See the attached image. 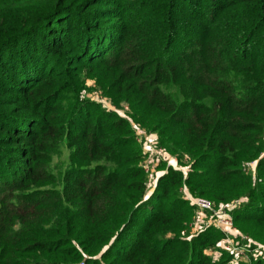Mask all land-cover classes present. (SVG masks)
<instances>
[{"label":"trees","instance_id":"16d2710c","mask_svg":"<svg viewBox=\"0 0 264 264\" xmlns=\"http://www.w3.org/2000/svg\"><path fill=\"white\" fill-rule=\"evenodd\" d=\"M133 123L189 173L149 192ZM185 184L264 242V0H0V264H225Z\"/></svg>","mask_w":264,"mask_h":264},{"label":"rangeland","instance_id":"374dc122","mask_svg":"<svg viewBox=\"0 0 264 264\" xmlns=\"http://www.w3.org/2000/svg\"><path fill=\"white\" fill-rule=\"evenodd\" d=\"M84 80H85V85H86V90L83 93L84 97L91 98L92 100L100 103L104 108L108 110L116 111L122 116L127 117L129 115V112L131 111V109L127 102H121L120 104L116 105L110 98H108L107 96L103 94L101 87L98 85L96 79L87 75L84 77ZM127 105L129 108H127ZM133 127L136 131L138 142L141 144L143 153L146 157V166L150 168V172L148 174L146 171V167H145V171L148 175L147 186H148L149 192H153L154 189L156 188L159 177L165 173L166 168L169 165V160L174 165L175 168H179L180 170L184 171L186 174L189 173L191 166H192V159L191 157H189V155L185 154L183 158H180L177 155L171 154L167 150H165L163 147L159 146L158 136L155 133L148 134L146 130L137 123H133ZM67 155H68V150L64 149L63 156L60 158L56 156L54 163H57L60 166V168H62L63 163H64L63 161H66ZM163 164H164V170L159 169L161 165L163 166ZM256 164L257 163L252 162L248 168V170L251 171L253 174H256ZM181 191L185 199H186L187 193L192 195L186 184L183 186ZM193 196L194 195H192V197ZM194 197L197 198V197H205V196H194ZM242 200H245V198ZM189 202L192 204L191 201ZM235 205L236 204H227V205H221L220 207H217L214 204V211H203V212H200L198 208H196V206L194 205L195 210H196L195 216L192 219V221L188 223L187 227L183 231V234L193 235L194 233H197L198 231L202 230L205 227H208V226L216 227L214 224H212V219H211L212 215H214V212L215 211H222V212L230 211L231 214L233 215V210H234ZM234 223H235V220H234ZM235 226L238 228L236 223H235ZM216 228L219 229L218 227ZM219 230L223 233V236H222V239L219 241L218 245L216 244V246L211 247L208 250V253L211 255V257L215 261H220L224 255L223 253L226 252L228 254H232V257L230 258L229 261L225 262V264H246L247 262L243 258L234 256L230 249H227L224 247L227 245L226 242L224 241L225 234L221 229ZM238 231L239 233H242L248 236L249 238L248 241L250 240L252 241L253 248L256 249L258 246H264V242H257L249 234L241 232L240 228H238ZM235 240L240 241L241 239L238 238ZM242 242L244 244L245 241H242ZM259 249L260 250L257 249L253 251V253H257L258 255L251 256L250 264H254L258 258L264 259V248H259ZM80 264H84V262H81Z\"/></svg>","mask_w":264,"mask_h":264},{"label":"built area","instance_id":"2783aa9c","mask_svg":"<svg viewBox=\"0 0 264 264\" xmlns=\"http://www.w3.org/2000/svg\"><path fill=\"white\" fill-rule=\"evenodd\" d=\"M127 108L128 105H127ZM174 165L169 160V165ZM175 168V167H174ZM179 169V168H176ZM146 171L149 174L150 168L146 166ZM186 199L192 202L198 208L200 212L203 211H214V203L205 198V197H197L190 195L187 193ZM212 224H214L216 227L221 229L225 234L224 241L226 242V246H224L227 249H230L234 256H237L239 258H243L247 263L250 264L251 256L258 255L257 253H253L255 250H260L259 248H264V246H258L256 249L253 248L252 241H248V236L245 234L239 233L238 228L235 226L233 215L230 211H215L214 215H212ZM240 238V241H237L235 239ZM242 241H245L244 244ZM248 241V242H247Z\"/></svg>","mask_w":264,"mask_h":264}]
</instances>
